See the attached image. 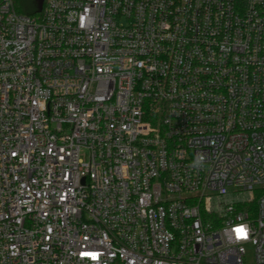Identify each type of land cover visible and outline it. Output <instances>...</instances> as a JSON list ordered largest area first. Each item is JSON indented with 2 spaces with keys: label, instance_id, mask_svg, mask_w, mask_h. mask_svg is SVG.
<instances>
[{
  "label": "built area",
  "instance_id": "built-area-1",
  "mask_svg": "<svg viewBox=\"0 0 264 264\" xmlns=\"http://www.w3.org/2000/svg\"><path fill=\"white\" fill-rule=\"evenodd\" d=\"M0 264H264V0H0Z\"/></svg>",
  "mask_w": 264,
  "mask_h": 264
},
{
  "label": "trees",
  "instance_id": "trees-1",
  "mask_svg": "<svg viewBox=\"0 0 264 264\" xmlns=\"http://www.w3.org/2000/svg\"><path fill=\"white\" fill-rule=\"evenodd\" d=\"M22 3H25L24 5ZM15 10L20 14H28V16H39L37 11L36 0H14Z\"/></svg>",
  "mask_w": 264,
  "mask_h": 264
},
{
  "label": "snow or ice",
  "instance_id": "snow-or-ice-1",
  "mask_svg": "<svg viewBox=\"0 0 264 264\" xmlns=\"http://www.w3.org/2000/svg\"><path fill=\"white\" fill-rule=\"evenodd\" d=\"M239 238L246 237V231L243 228L236 229Z\"/></svg>",
  "mask_w": 264,
  "mask_h": 264
},
{
  "label": "water",
  "instance_id": "water-1",
  "mask_svg": "<svg viewBox=\"0 0 264 264\" xmlns=\"http://www.w3.org/2000/svg\"><path fill=\"white\" fill-rule=\"evenodd\" d=\"M36 2H37V11L41 12L43 9L44 0H36Z\"/></svg>",
  "mask_w": 264,
  "mask_h": 264
},
{
  "label": "rangeland",
  "instance_id": "rangeland-1",
  "mask_svg": "<svg viewBox=\"0 0 264 264\" xmlns=\"http://www.w3.org/2000/svg\"><path fill=\"white\" fill-rule=\"evenodd\" d=\"M23 5L25 4V3H22ZM23 15H27L28 16V14H25V13H23Z\"/></svg>",
  "mask_w": 264,
  "mask_h": 264
}]
</instances>
